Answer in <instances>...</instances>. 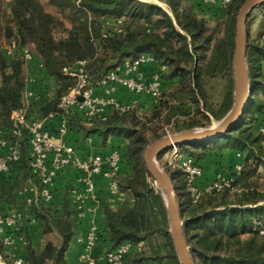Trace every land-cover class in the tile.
<instances>
[{
    "label": "trees",
    "instance_id": "trees-1",
    "mask_svg": "<svg viewBox=\"0 0 264 264\" xmlns=\"http://www.w3.org/2000/svg\"><path fill=\"white\" fill-rule=\"evenodd\" d=\"M160 1L170 13L143 0H7L0 7L1 127L10 126L11 111L21 104L22 49L42 62L55 83L52 96L39 106L34 104L40 116L57 111L58 98L74 84L62 69L79 60L85 61L88 81L95 83L123 62L131 63L148 54L164 67L163 79L176 82L172 88L163 89L157 105L148 114L138 107L126 112L112 108L106 118L93 119L89 124L71 117L70 129L80 128L85 136L97 134L103 145L111 136L125 141L121 161L130 164V172L114 180L120 191L129 192L131 201L126 199L116 209L103 205L104 224L99 226L93 253L98 256L123 242L135 245L146 239L151 241L152 237L160 246L152 250L153 257L144 249H132L125 264H150V261L179 264L168 232L163 198L145 170L142 159L145 146L169 133L170 125L171 133L207 126L210 116L221 119L233 102V38L236 16L244 0H231L225 12L200 0ZM216 17L222 18L224 26L219 37L217 29L207 24L209 18ZM113 24H118L119 31ZM7 47L13 52L11 56L6 54ZM246 61L252 78L249 103L242 121L222 136L237 144L240 153L223 172L230 178L228 184L222 182L220 187L201 193L192 202L181 169L167 170L195 264H264V175L257 169L264 164V134L258 132L264 123V105L255 98V90L264 83L255 80L262 74L264 53L247 45ZM218 78L225 79V84L220 101L214 105L208 85ZM206 143L177 145L193 149L186 153L193 155L202 168L199 159L213 149ZM27 163L24 143L21 162L0 175V205L4 210L22 201L16 191L24 178L29 177ZM237 163H241V169L234 173ZM203 170L197 182L201 186L208 182L202 178ZM66 196L67 191L58 201L30 206L21 230L26 239L21 251L26 264H70L67 253L72 240L75 242L74 226L78 218ZM29 228L41 232L44 238L41 248L31 244ZM0 256L8 260L7 248L1 242Z\"/></svg>",
    "mask_w": 264,
    "mask_h": 264
},
{
    "label": "built area",
    "instance_id": "built-area-1",
    "mask_svg": "<svg viewBox=\"0 0 264 264\" xmlns=\"http://www.w3.org/2000/svg\"><path fill=\"white\" fill-rule=\"evenodd\" d=\"M200 1L203 4L214 6L218 11L225 12L231 0ZM114 26L119 31L118 24ZM5 51L7 55L13 54L11 48L7 47ZM20 57L24 70L21 104L12 109L10 126L7 128L0 126V175L7 174L13 164L21 162L24 143L29 170L26 182H23L16 191L17 196L22 200L21 203L5 210L0 205V242L7 248V258L10 264H26L21 254L26 243V239L21 234L24 218L30 211V206L57 199L58 194L53 184L56 174L69 168H75L89 173L88 176L81 178L85 192L94 190V181L89 177L90 174L106 178L112 191L119 190L114 178L119 175L120 171V151L112 149L104 158L94 155L80 159L75 145L69 142L67 137L71 117L75 115L89 124L93 119L106 118L112 108L119 112H126L136 107L137 99L144 95L150 99L153 107L157 105L165 84L162 77L164 67L161 65H158V69L148 76L138 71L140 63L154 60L148 54L140 55L131 63L123 62L95 83L88 81L85 61L79 60L74 65L65 66L62 69L64 75L71 78L74 84L58 98L57 111L49 112L45 116L30 117L27 114L29 103L39 106L44 99H49L53 94L55 83L49 90L44 87L43 80H40V76H47L44 66L27 49L20 51ZM30 64H33V73L29 71L28 65ZM118 87L129 92L134 100L129 104H120L114 96ZM53 119H58V123L55 127H50L49 122ZM258 132L264 134V123L258 127ZM171 147L173 151L169 163L171 168H179L183 172L192 202H195L201 193L217 189L222 182L228 184L230 178L223 174L224 176H217L214 181H208L202 186L198 185V179L202 176L201 166L196 164L192 157L178 153L175 150L176 145ZM239 155L240 153L237 154ZM240 169L241 163H237L233 172L239 173ZM71 193L77 199L75 214L77 218H82L85 210L84 193L74 189ZM31 223H34L33 220ZM98 229L99 226L91 222L85 234L75 235L74 241L82 244V250L74 264H99L100 262L101 264H125V258L132 249L141 250L143 247L142 241L135 245L123 242L113 250L94 256Z\"/></svg>",
    "mask_w": 264,
    "mask_h": 264
},
{
    "label": "water",
    "instance_id": "water-1",
    "mask_svg": "<svg viewBox=\"0 0 264 264\" xmlns=\"http://www.w3.org/2000/svg\"><path fill=\"white\" fill-rule=\"evenodd\" d=\"M262 4L264 0H244L236 16L232 55L233 102L227 113L221 119L204 127L166 133L147 144L142 152L145 170L160 191L164 201L168 232L179 264H195V262L184 236L183 220L173 181L157 158L162 152L177 144L214 141L238 124L249 103L250 95L249 69L246 61L247 18L255 7Z\"/></svg>",
    "mask_w": 264,
    "mask_h": 264
},
{
    "label": "crops",
    "instance_id": "crops-1",
    "mask_svg": "<svg viewBox=\"0 0 264 264\" xmlns=\"http://www.w3.org/2000/svg\"><path fill=\"white\" fill-rule=\"evenodd\" d=\"M29 71L34 72L33 64L28 65ZM158 69V64L156 61L147 60L144 63H140L138 65V71L144 75L148 76L153 71ZM40 80H43L44 87L48 90L53 87L54 80L51 76L47 75L46 77H41ZM165 81V84L163 86V89L168 90L173 87V84H175L174 80ZM114 96L118 100L120 104H129L132 101V95L127 92L124 88L118 87L115 92ZM148 98L147 96H140L138 99V103L136 107L139 108L140 111L146 112V105L149 106L151 103H147L145 99ZM146 102V103H145ZM27 114L30 117L34 116H40L37 112V109L34 108L33 103H29L27 106ZM77 121L86 124L85 122L81 121L79 118H77L75 115H73ZM58 123V119H53L49 122V126L55 127ZM68 141L73 143L76 148L77 155L80 159H85L88 156H102L103 158L112 150L117 149L120 152L124 150L125 141L121 137L111 136L108 138L107 143L103 145L100 142V137L97 134H88L84 135V132L80 128L76 129H70L67 133ZM237 154V153H236ZM120 171L119 176L126 175L130 172V164L126 162L120 161ZM205 174L208 172L206 168H204ZM21 173V171H20ZM88 172L78 170L75 168H69L64 170L63 172H59L54 177V187L57 191V201L58 198H60L65 191H67V202L69 206L73 210H75L77 205V199H75V196L73 193H71V190H77L78 192H83L85 196V210H84V216L82 218H78V220L75 222L74 231L75 235H83L87 232L89 228V224L91 222H95L98 226L103 225V205L107 204L109 207L116 209L119 207L123 201L126 199H130V195L128 191H112L108 186V180L102 176L90 174L89 177H91L94 181V190L85 192V186L81 181V178L88 176ZM205 177L206 181H210L213 179V177H210L209 173L206 174ZM214 176V175H213ZM23 182H26V178H24ZM201 186V185H200ZM61 190V191H59ZM64 191V192H63ZM28 238L31 241V244H34L35 248H41L44 244V238L41 235V232L38 230L34 231L31 228L27 230ZM74 235V237H75ZM70 249L67 253V258L70 262V264L75 263L77 261L78 254L82 250V244L77 242L70 243ZM101 264V262L99 263ZM150 264H153L150 261Z\"/></svg>",
    "mask_w": 264,
    "mask_h": 264
},
{
    "label": "rangeland",
    "instance_id": "rangeland-1",
    "mask_svg": "<svg viewBox=\"0 0 264 264\" xmlns=\"http://www.w3.org/2000/svg\"><path fill=\"white\" fill-rule=\"evenodd\" d=\"M143 1H148L153 4H157L167 10L170 13V10L166 6V4L160 0H143ZM7 0H0V7H4L6 4ZM207 24L210 27H215L216 30V36H221L223 33V20L220 17H216L215 19H208ZM114 25V24H113ZM248 35H247V45L248 47L255 46L257 50H261L264 53V6H257L255 7L249 14L247 18V28H246ZM262 70H261V75L259 77H256L255 80L257 81H262L264 82V61L262 63ZM249 69V83H252V78H250L251 75V68L250 65H248ZM33 73V72H31ZM38 73V71H37ZM169 81V79H168ZM176 83V82H175ZM224 84H225V79L223 78H218L214 81H211L208 85V89L210 92V101L212 104L217 105L218 102L221 99L222 92L224 89ZM165 90V88H164ZM257 101L260 105H264V83L261 84L257 89L255 90ZM134 99L132 98L131 101ZM139 99H137L136 103H138ZM145 101L147 103H150V99L146 98ZM145 102V103H146ZM146 112L145 113H150L153 109V107L149 104L146 105ZM242 117L239 120V122L242 121ZM217 120L210 116V125L211 123L216 122ZM167 131L171 133V125L167 126ZM205 146H212L213 149L210 150V153L208 156H205L203 159H199L202 165V168L207 169V173H209L210 177H213L211 181H214L217 176H224L223 172L226 171L231 164H233L236 161L237 154L239 153L237 149V144H234L231 142L229 139L226 137H221L218 139H215L214 141H209L208 143L205 144ZM186 147V146H185ZM185 147L180 148L178 145H176V151L180 153L181 155L188 156L189 153L187 154L186 152L188 151H193V149L186 150ZM186 150V151H185ZM173 151V148L170 147L169 149L165 150L159 155L158 162L161 164V166L167 171L168 169L171 168V164L169 163L171 161V153ZM237 151V152H236ZM237 153V154H236ZM191 156V155H190ZM193 156V155H192ZM191 156V157H192ZM238 157V156H237ZM194 158V157H193ZM264 162V160H262ZM258 172L262 175H264V164H260L258 166ZM206 173V174H207ZM205 174L203 170V175L206 177L207 175ZM214 175V176H213ZM205 177H202L204 180ZM226 177V176H225ZM61 191V190H59ZM64 192V191H63ZM158 240L155 239V237L151 238V241L149 239L144 240L143 242V247L142 250L148 255L152 254L153 249H159V244ZM151 256V255H150ZM155 255L152 254L151 257ZM0 264H10L7 259H3L0 256ZM74 264V263H72Z\"/></svg>",
    "mask_w": 264,
    "mask_h": 264
}]
</instances>
